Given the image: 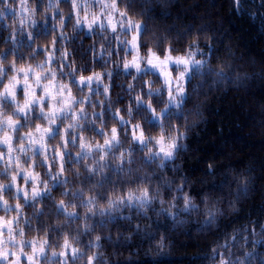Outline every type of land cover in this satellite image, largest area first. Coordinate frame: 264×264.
<instances>
[{
	"label": "clouds",
	"instance_id": "9594fccd",
	"mask_svg": "<svg viewBox=\"0 0 264 264\" xmlns=\"http://www.w3.org/2000/svg\"><path fill=\"white\" fill-rule=\"evenodd\" d=\"M55 3L60 31L48 39L43 53L38 54L35 47L8 51L0 47V75L4 76L0 141L11 138L10 144L0 147V153L3 164H8L9 154L12 160L8 177L0 178V185L20 170L39 177L45 171L41 161L50 164L53 149L67 152L77 162L66 164L61 171L58 159L52 170L53 175L60 173L56 182L43 177L51 195L46 201H35L27 234L25 207L13 199L12 204L19 207L11 218L19 215L21 219L15 225L14 244L5 242L3 249L19 253L22 241L36 238L35 214L43 210L39 237L46 239L51 230V254L62 252L68 239L69 247L79 253L71 264H130L141 253L153 258L175 257L187 264H264V159L213 149L211 154L199 156L196 166L190 164L198 151L191 142L201 138L212 101L222 95L246 98L244 135L264 145V46H260L264 44V0H229L227 5L240 22L255 26L256 48L242 45L230 33L222 38L219 24L214 27L205 13L206 8L216 7L211 0H204L203 7L201 0H122L116 10L89 8V17L93 12L104 16L98 23L107 28L98 29L102 35L95 41L97 57L100 48L105 49L99 69L83 53L74 57L73 49L63 41L59 53L53 51L57 34L62 32L66 39L74 31L73 25L67 30L64 27L69 9L59 0ZM12 7L10 0H4L0 15ZM29 9H35L34 2ZM196 9L199 13L192 15ZM54 11L44 5L38 18ZM109 17L119 24L121 30L115 31V37L125 49L115 57L111 55ZM35 18L37 14L30 11L27 18L13 19L8 24L11 40L18 39L16 25L21 20ZM129 19L140 26L139 32L126 27ZM23 25L35 44L31 25ZM141 34L143 63L136 68L132 64L136 51L132 55L127 51ZM149 53L161 60L170 55L189 60L173 73L183 91L177 89L174 79L169 97L164 78L146 66ZM83 66L91 67V72L78 70ZM101 73L110 75L100 79ZM93 75L101 91L90 95L93 85L88 78ZM16 81V93L7 95L4 85ZM96 102L107 103L110 113L130 121L135 135L117 132L114 137L118 119H95L93 113L102 111ZM8 118L16 128L8 126ZM93 127L103 129L104 135ZM161 136L166 145H173L169 152H161ZM69 138L74 142L68 143ZM114 140L118 143L105 145ZM54 184L59 185L58 191L54 192ZM28 197L31 199V191ZM60 205L76 217L58 215ZM8 236L5 232V241ZM82 236L86 237L83 242ZM23 251L31 254L30 248ZM36 264H41L39 258ZM43 264L50 262L47 259ZM56 264H70V259L63 257Z\"/></svg>",
	"mask_w": 264,
	"mask_h": 264
},
{
	"label": "snow or ice",
	"instance_id": "6c2138e0",
	"mask_svg": "<svg viewBox=\"0 0 264 264\" xmlns=\"http://www.w3.org/2000/svg\"><path fill=\"white\" fill-rule=\"evenodd\" d=\"M4 0H0V3H3ZM122 0H76V3H73L72 0H59V4H68V15L64 18V27H66L68 24H72L74 27V31L81 25L86 24L87 28L91 32H96L98 29H102L103 31H107V28L104 26L103 23H98V21H102L104 19V16H97L95 12L92 13L91 17L88 15L89 8L93 9L96 6H102L103 9H109L116 10L118 8L119 3H121ZM44 0H37V7L35 9L30 10L28 7H26L27 0H21V9L22 11L30 12L34 11L37 13L40 11L39 5L43 4ZM48 7L54 8L55 13L58 15L54 16V19L60 18L59 8L56 6L55 0H48ZM73 13H75L74 21L70 19V17L73 16ZM47 14V13H46ZM45 14V15H46ZM121 17H123V13H120ZM0 18H3V15H0ZM36 21H30V23H35ZM109 24L111 25L113 29V47H112V56H116L118 54H122L125 52V49L122 46L123 42H120L116 40L115 37V31L121 30L119 24H117L111 17L108 19ZM23 23L24 21H20V28L18 31H23ZM127 28H133L135 27L137 31L139 32V25H133L132 21L129 19L127 22ZM55 27L53 28V31H55ZM99 34L102 35V32L99 31ZM11 38V36H10ZM62 38V32L58 34V36L55 38V40L52 43V49L53 51L59 53V46L58 42L59 39ZM144 48L142 34L138 35L137 42L130 46V48L127 51L128 55H132V51H136V55L132 56V64L136 68H140L141 64L143 63L142 56H141V50ZM89 50L93 51V60H99L103 61V55L105 52L104 48H100L99 50V57L96 55V44L95 42L89 46ZM3 54L0 53V56ZM67 55V53H65ZM104 63V61H103ZM103 63L93 64V61H89V64H93V66H99L103 67ZM189 60L185 56H168L165 59L161 60L159 56L149 53L147 57V67L153 68L158 76H162L165 80V84L168 89L169 97L171 98V92L173 89V81L175 79L176 87L179 91H183L182 88H179V79L175 78L173 73L176 67L180 66L181 64H188ZM127 67V65L125 66ZM22 71H27V69H21ZM83 71H90L91 68L88 66H83L81 69ZM109 73H101L100 79H105L109 77ZM183 75V74H181ZM4 81V76L0 75V84H2ZM88 81L92 83V90L90 92V95H95L101 91V87L99 84V80L96 79L95 75L90 76L88 78ZM83 78H82V86H83ZM18 86V81L16 82H9L8 84L4 85V92L7 95H14L16 93V89ZM87 103V101H86ZM96 107L102 108V111L97 115L96 113H93V116L95 119H100L101 117H104L105 113H110V109L107 103L101 105L99 102H96ZM112 118H117L115 113H110ZM131 114V113H129ZM119 125H122L123 127H119L118 129H113L114 137L115 134L118 132L121 135H127L128 132H132L133 135H135L136 128L135 126H132L130 121L123 119V118H117ZM8 126L16 128V124L14 121H12L11 118H8ZM22 123V121H21ZM0 127H3V121H0ZM93 130L97 132L98 135L103 136L104 130L103 129H96L93 127ZM46 134V133H45ZM141 139L143 138V132H141ZM79 138V137H78ZM30 139H35L34 137H31ZM165 137L161 136L158 143L160 144V150L161 152H169V150L173 147L171 144H165ZM68 143H73L70 138L67 141ZM115 142L118 143L117 140L114 141H105V145L110 147L111 144ZM5 143L10 144L11 138H7L3 141H0V146H3ZM99 147V146H98ZM38 154V153H37ZM59 159L60 168L61 171L63 170L64 166L68 164L70 166L71 163H75L77 161L71 160L70 155L67 152L64 153H57L55 149H53V159L50 164H45L43 161H41V167L45 169L43 173H40L39 177L35 174V172L32 173H25L23 170H20L16 173V175L12 176L8 183L0 185V209H2L5 213H8L9 211L16 212L19 205L14 206L9 202L8 199H5V194H8L11 196L12 199H15L21 203L23 201L24 207H31L33 208L35 206V201L40 200L41 198H44L45 200L50 198V193L48 187L45 185V181L43 180L42 176L47 175L48 179L52 181L53 183L56 182L57 178L59 177L60 173H56V175L52 174V170L55 169L57 160ZM0 162H3V153H0ZM12 164L11 156L9 154L8 157V164H4L3 168H0V178H7L8 177V169L9 166ZM17 168L19 167V162L16 163ZM21 182L23 183V188H21ZM64 183H67V179L63 181ZM35 184V187H32V185ZM11 188H14L15 191H11ZM31 191V199L28 197V192ZM70 195L73 198H76L75 193H70ZM57 214L58 215H65L69 218H75L76 213H66L64 211L63 205L57 206ZM37 218L44 215L43 210L35 214ZM21 217L19 215L14 216L11 219H8L5 217H0V264H36L37 258L40 260H47L48 259V249L52 246V240H51V230L49 231V234L46 239L36 237L31 240H24L21 242L20 247L21 251L19 253L13 252L11 248L4 250L3 244L7 242L9 245L14 244V229L15 225L19 222ZM26 227L30 230L31 229V220L29 218H24ZM11 225V227H9ZM5 232L9 233L7 241L4 239ZM63 251L62 252H52V256H60V257H67L68 259H71L73 262L78 258V250L75 248L69 247V240L65 239L63 243ZM24 248H30L31 254H27L23 251Z\"/></svg>",
	"mask_w": 264,
	"mask_h": 264
},
{
	"label": "trees",
	"instance_id": "16d2710c",
	"mask_svg": "<svg viewBox=\"0 0 264 264\" xmlns=\"http://www.w3.org/2000/svg\"><path fill=\"white\" fill-rule=\"evenodd\" d=\"M13 3V7L11 9H5L3 18H0V47H3L5 51H8L10 48L15 49H30L35 47L36 52L38 54L43 53L44 47L48 39L52 36L53 33H58L60 30L57 28L54 19V16L58 15L55 12L47 13L44 19H39V13L43 10L44 5L48 6V0H44V3L39 5L40 11H38L37 18L35 19H25L24 23L31 25L30 31L35 38L36 43H33V40L28 39L27 31L24 29L23 31H17L16 35L18 37L17 40L12 41L10 36L12 35L9 32L8 24L13 20H20L22 18H27L29 13L26 11H22L21 9V0H10ZM34 2L35 8L37 7V0H27L26 7L29 8V5H32ZM204 0H201V6L203 7ZM229 0H211V4L216 7H209L205 9V13L209 15L210 21L212 25L215 27L219 24L220 32H224L225 38L231 34L232 38L239 41L242 45L247 46L249 48L259 47L256 45V41L254 40V25L249 27L246 22H240L238 18L235 17L234 13H230L228 10ZM62 7L68 9V4H61ZM98 6L93 8L95 10ZM199 9H196L192 12V15H196L199 13ZM75 13L70 17L74 21ZM36 21L34 24L30 23V21ZM72 24H68L65 29H70ZM17 29L21 26L18 23L16 25ZM55 27V31L53 28ZM225 29L227 31L225 32ZM58 34L56 35V37ZM99 31L90 32L88 29L79 26L75 31L69 33L68 37L59 39L58 46L63 41L66 47H71L73 49L74 57L78 58L81 53H83L89 61H93V64L103 63V61L93 60V51L89 50V46L92 45L95 41L100 39ZM55 37V38H56ZM264 46V44L260 45ZM84 49H88L87 52H84ZM115 57V56H114ZM71 59V57H70ZM90 64V65H93ZM99 69V66H95ZM91 68V67H90ZM89 72L90 71H86ZM106 79V78H105ZM247 103L246 98H241L238 100V97L229 94L222 95L218 98H214L211 106V113H209V123L207 127L202 128L201 130V138L196 140L193 138L192 147L198 151L194 153L196 158H193L190 161L192 166H196L198 164V157L202 155H209L213 151V149H218L219 151L229 150L233 151L234 154H237L241 157L246 155H253L258 159H264V145H261L259 142L250 139L244 135L243 132V123L245 121L244 114V106ZM111 118L110 113H105L104 119L108 120ZM119 127H123L119 125ZM3 162H0V168H3ZM43 173V170H41ZM44 176H42L43 178ZM22 183V182H21ZM54 192L59 190V185L54 184L53 186ZM11 191H15L14 188H11ZM5 199H8L12 204L13 199L10 195L5 194ZM41 201H46L44 198L40 199ZM23 203V201H21ZM31 211V207H25V218L29 217V213ZM15 212L9 211L5 213L2 209H0V215L11 217ZM44 223V216L39 218L36 217V236H40V229ZM24 228L26 234L29 232V229L25 225ZM86 239V237H81L82 242ZM51 240L53 243V234L51 232ZM48 260L50 264H56V262L61 261L63 257L60 256H52V254L48 251ZM134 260L130 262V264H187V262H181L175 257H167V256H159L153 258L151 256H145L141 253L139 256L133 258ZM43 259H41V264H43ZM70 259V264H71Z\"/></svg>",
	"mask_w": 264,
	"mask_h": 264
},
{
	"label": "rangeland",
	"instance_id": "374dc122",
	"mask_svg": "<svg viewBox=\"0 0 264 264\" xmlns=\"http://www.w3.org/2000/svg\"><path fill=\"white\" fill-rule=\"evenodd\" d=\"M80 26H82V27H84V28L88 29V28H87V26H86V24H81ZM0 147H3V146H0ZM21 184H23V183H21ZM0 217H4V216H1V215H0ZM7 218H8V219H11V217H10V218H9V217H7Z\"/></svg>",
	"mask_w": 264,
	"mask_h": 264
}]
</instances>
